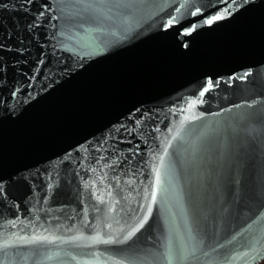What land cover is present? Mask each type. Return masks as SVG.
Returning <instances> with one entry per match:
<instances>
[{"label":"water","instance_id":"obj_1","mask_svg":"<svg viewBox=\"0 0 264 264\" xmlns=\"http://www.w3.org/2000/svg\"><path fill=\"white\" fill-rule=\"evenodd\" d=\"M262 261L264 0H0V264Z\"/></svg>","mask_w":264,"mask_h":264},{"label":"snow or ice","instance_id":"obj_2","mask_svg":"<svg viewBox=\"0 0 264 264\" xmlns=\"http://www.w3.org/2000/svg\"><path fill=\"white\" fill-rule=\"evenodd\" d=\"M221 18H222L221 16H216V17H213L212 19L207 20L206 22H207L208 24H211V23H213L214 20H219V19H221ZM171 23H172V22L169 21V24H171ZM141 227H143V225H141Z\"/></svg>","mask_w":264,"mask_h":264},{"label":"trees","instance_id":"obj_3","mask_svg":"<svg viewBox=\"0 0 264 264\" xmlns=\"http://www.w3.org/2000/svg\"><path fill=\"white\" fill-rule=\"evenodd\" d=\"M260 264H264V261H262Z\"/></svg>","mask_w":264,"mask_h":264}]
</instances>
